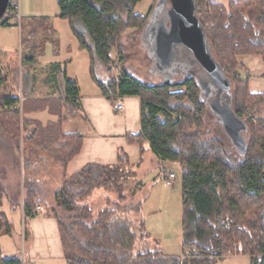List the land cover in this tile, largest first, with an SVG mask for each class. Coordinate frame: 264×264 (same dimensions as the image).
Masks as SVG:
<instances>
[{"label":"trees","instance_id":"obj_1","mask_svg":"<svg viewBox=\"0 0 264 264\" xmlns=\"http://www.w3.org/2000/svg\"><path fill=\"white\" fill-rule=\"evenodd\" d=\"M142 1L58 0V16L69 22L81 49L89 52L91 75L102 94L117 107L123 97L140 98L141 129L128 134V141L142 150L148 144L159 160L180 167L183 257L165 254L160 241L147 230L139 214L142 202L137 199L145 184L122 150L115 164L91 162L71 176L65 174L54 205L44 206L40 213L56 220L66 264H218L234 255L248 257L250 264H264V93L251 91L249 70L239 60L260 56L264 66V0H236L228 5L195 0L212 53L231 82V108L247 123L245 154L236 151L223 127L218 131L222 136H208L203 118L207 102L194 76L152 85L123 68L118 81H101L99 65L109 70L113 52L124 62L122 36L127 28L147 24L148 18L135 12ZM10 20L5 14L1 26H11ZM36 60L0 50V130L22 141L26 164L30 154L47 152L52 165L65 171L81 152L84 136L64 129L62 98H51L59 107L56 122L43 124L29 117V111L54 112L49 105H40L51 99L32 100L19 85L20 71ZM174 88L185 90L171 92ZM64 95L78 100L77 81L64 80ZM16 104L22 109H13ZM31 124L35 129L22 138V131ZM226 141L235 150L227 149ZM28 187L21 202L0 184V208L7 197L11 210L22 211L24 237L31 231L30 222L37 217L41 201L39 191ZM100 189L106 203L95 209L89 199ZM107 191H115L117 199L111 200ZM13 231L7 213L0 210V237ZM0 264L25 263L13 255L0 256Z\"/></svg>","mask_w":264,"mask_h":264},{"label":"rangeland","instance_id":"obj_2","mask_svg":"<svg viewBox=\"0 0 264 264\" xmlns=\"http://www.w3.org/2000/svg\"><path fill=\"white\" fill-rule=\"evenodd\" d=\"M212 1L228 5L236 0ZM159 2L161 1L143 0L136 6L135 12L145 16L149 20L151 13L157 10L158 18L162 19L166 8L171 6V2H165L166 4L164 3L161 7H158ZM20 14L22 16L21 24H15L16 26L11 27V29L2 27L0 22V48L2 50L11 49L17 51L24 59L34 56L37 59L36 67L39 68L38 76L45 75L46 72L50 73V67L53 65L52 62L64 61L65 59L73 60L74 69L78 73L77 76L83 81V92L87 93L91 84L90 77L88 74H83L81 68L82 61L86 62L90 54L80 49L78 40L70 28L69 22L58 16V0H21ZM144 36L145 27L143 28V26L140 28H127L122 36V40L126 45L124 62H121L116 52H113L111 71L106 66L100 65L99 78L101 81L104 82L108 76V81H118L123 68L143 82L152 85L162 84L166 81L167 77L171 81L179 82L187 76L183 72L161 71V68L155 63L150 42ZM239 60L245 63L249 70L251 91L264 93V66L262 58L260 56H247L241 57ZM46 67H49V70L45 71ZM42 68L44 73L40 70ZM53 74L57 73L52 72L51 76ZM30 76L28 68L19 73V85L23 84L24 90L30 88ZM246 77L247 75L244 73L243 78L246 79ZM59 81L53 78L49 80V83L52 85V92L49 96H60L63 94ZM35 84V97H48L46 85L38 80ZM180 90H185V88H174L171 92H178ZM208 100L207 104H205V113L203 115L205 120L204 127L209 131V137L222 136L221 131L218 132L223 127L222 123L211 109L209 102L212 99ZM25 115L27 116V112ZM40 115L46 116L44 113ZM68 116L72 120L71 115L68 114ZM43 117L41 118L43 119ZM77 120L73 121L75 122L73 123L75 124L73 129L75 127L82 129L83 126L85 131L89 130L87 125L83 122L80 123L79 120L77 125ZM35 127V124L26 127L22 131L21 137L23 138L28 132L34 130ZM22 147V141L19 143V141L3 134L0 130V184L4 186L6 193L11 194L14 198L18 197L17 199L21 202L25 198L29 185H31L30 188L37 189L40 194L39 198L41 199L40 206L37 208V217H42L40 210H44V206L46 205H54V194L63 182L60 179L62 169L52 165L47 152H34L30 154L26 164ZM226 147L227 149L231 147V149L235 150L230 141H226ZM236 151L238 152V150ZM154 158V160L148 159L145 166L136 169L137 178L145 184L137 197L142 202L139 214L144 218L147 230L154 238L160 241L162 250L167 254L180 255L182 253V171L176 164L163 162L156 155H154ZM171 172L176 175L175 182L171 186H166L165 175ZM59 179L61 183L58 182ZM17 192H20L19 196ZM106 193L109 194L111 200L117 199L115 191H107ZM105 198L103 189H100L95 191L89 202L93 208L97 209L105 205ZM6 209L7 215H9L8 218L14 225V231L11 235L0 237V255L2 257H10L13 254L18 255L23 260V263L29 264L28 252L34 240L33 233L29 232L24 237L22 211L19 212L16 209L15 212L13 210L10 211L8 208ZM42 253L44 255V264H50L48 260H53L54 264H66L64 258L57 259L56 257H51L52 254L50 253ZM38 262L40 261L35 260V263ZM219 264H250V260L248 257L232 258Z\"/></svg>","mask_w":264,"mask_h":264},{"label":"crops","instance_id":"obj_3","mask_svg":"<svg viewBox=\"0 0 264 264\" xmlns=\"http://www.w3.org/2000/svg\"><path fill=\"white\" fill-rule=\"evenodd\" d=\"M21 15V14H20ZM22 21V16H21ZM20 21V22H21ZM11 26L6 27V29H11V27L16 26L13 21L10 22ZM82 29V25H80ZM78 40V39H77ZM79 43V41H78ZM1 44V43H0ZM80 46V43H79ZM81 49V47H80ZM1 51H13L11 49L2 50ZM85 50V49H81ZM87 51V50H85ZM88 52V51H87ZM58 53V52H56ZM89 53V52H88ZM53 65L50 67L51 72H46L45 75L38 76L37 73L38 67L37 60L29 65L28 69L31 74L30 79V88L25 89L26 94L30 95L29 98L33 100V98H62L61 100V109L63 110V114L65 115L64 120V129L67 132H76L84 136L83 147L81 152L72 159L65 171L61 170V180L63 181V176L66 174L67 176H71L77 171H79L82 167H84L87 163L98 162L102 164H115L118 160L119 151L125 152L130 159V162L135 165L136 169L141 168L146 165V162L149 160H154V153L151 151L148 144H145L143 150L141 146L137 143H131L128 141V134H137L140 132V116H141V102L138 96H126L123 97L117 106H114L107 97H105L98 83L92 78L91 75V61L90 55L89 59L84 62L82 61V72L83 74H88L90 77V89L87 93L83 92V81L79 79L77 76V71L74 69V61L71 59H65L64 61H55L52 62ZM42 73H44L43 68L40 69ZM49 70V67H46L45 71ZM110 71V70H109ZM52 72H56L57 74H53ZM100 65L99 71H97L98 76L100 77ZM57 79L60 80L59 84L63 89V94L60 96H49L51 94L52 85L49 83V80ZM75 80L79 86V98L76 101L72 99L66 98L64 95V80L65 79ZM37 80L41 83H44L48 88V97H35L36 84ZM109 76L105 78L104 81H108ZM28 98V97H25ZM56 100L51 99V101H41L40 105L47 104L48 107L54 112L47 110L45 111H29V117L32 120L38 121L43 124H48L51 122H56L59 117V107H57ZM27 103V101H26ZM56 103V104H55ZM46 114L45 117L40 114ZM68 114L71 115L72 120L68 117ZM43 117V119L41 117ZM45 118V119H44ZM78 119L79 122H83L89 128L88 131L80 129V127H75L73 129L74 120ZM78 120L77 125H78ZM84 125V124H83ZM70 127V128H69ZM30 129V128H29ZM1 171V169H0ZM137 171V170H136ZM165 175V184L166 186H171L167 184ZM58 180L61 183V180ZM175 182V181H174ZM173 185V184H172ZM8 208L11 210V204L7 197L3 200V205L0 210H3L7 213ZM19 212L20 209H18ZM16 212V211H15ZM21 214V213H20ZM9 216V215H8ZM30 232L33 233V242L32 246L28 252V262L29 264H44L43 262V253L52 254L51 257H56L57 259L64 258L61 241L59 237L57 222L54 218L50 217H36L30 222ZM51 234V235H50ZM53 237V239H51ZM182 246V244H181ZM165 253V252H164ZM167 254V253H165ZM14 255V254H13ZM171 255V254H169ZM183 255V249L180 256ZM2 257V255H0ZM35 259H34V257ZM39 257V259H38ZM241 256H230L220 261L219 263H223L228 259H239ZM48 258V257H47ZM52 258V259H54ZM35 260H39L40 262L35 263ZM250 260V259H249ZM45 261V260H44ZM50 264H54L53 260H48ZM218 263V264H219ZM48 264V263H47Z\"/></svg>","mask_w":264,"mask_h":264},{"label":"water","instance_id":"obj_4","mask_svg":"<svg viewBox=\"0 0 264 264\" xmlns=\"http://www.w3.org/2000/svg\"><path fill=\"white\" fill-rule=\"evenodd\" d=\"M160 1L158 7L168 1L171 6L166 8L162 19L158 18L157 10L152 13L145 26L144 36L150 42L155 63L161 71L183 72L196 78L201 87L202 98L206 102L212 99V102H209L211 109L221 121L236 149L245 154L247 123L231 108V82L212 53L205 29L196 14L195 0ZM8 5L9 0H0V21ZM188 59L190 71L183 67L186 61L189 62ZM179 61L184 63L178 66ZM111 69L112 67H109V70ZM170 81L167 77L165 83ZM262 218L264 219V210Z\"/></svg>","mask_w":264,"mask_h":264},{"label":"built area","instance_id":"obj_5","mask_svg":"<svg viewBox=\"0 0 264 264\" xmlns=\"http://www.w3.org/2000/svg\"><path fill=\"white\" fill-rule=\"evenodd\" d=\"M20 9H21V0H9V6L6 14L7 17L11 19L10 21H13L15 23H20L21 21ZM13 109L20 110L22 109V105L21 104L13 105ZM175 179H176L175 173L173 172L169 173L166 178L167 184L172 185Z\"/></svg>","mask_w":264,"mask_h":264},{"label":"flooded vegetation","instance_id":"obj_6","mask_svg":"<svg viewBox=\"0 0 264 264\" xmlns=\"http://www.w3.org/2000/svg\"><path fill=\"white\" fill-rule=\"evenodd\" d=\"M152 13H153V12H152ZM152 13H151V15H152ZM188 60H189V59H188ZM185 61H186V60H185ZM183 63H184L183 61H179L177 64H178V66H180V65H182ZM189 66L191 67V65H190V60H189L188 63H187V61H186V64H185V65L183 64V67L186 68V69H189V71H190V67H189ZM196 67H197V66H196ZM196 67H195V68H196Z\"/></svg>","mask_w":264,"mask_h":264},{"label":"bare ground","instance_id":"obj_7","mask_svg":"<svg viewBox=\"0 0 264 264\" xmlns=\"http://www.w3.org/2000/svg\"><path fill=\"white\" fill-rule=\"evenodd\" d=\"M6 14V13H5ZM3 19V18H2ZM11 22V21H10Z\"/></svg>","mask_w":264,"mask_h":264}]
</instances>
